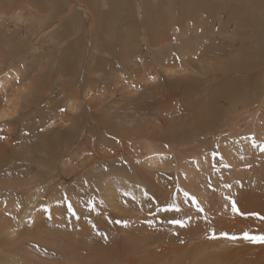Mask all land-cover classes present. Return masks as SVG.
Returning a JSON list of instances; mask_svg holds the SVG:
<instances>
[{
	"label": "rangeland",
	"instance_id": "1",
	"mask_svg": "<svg viewBox=\"0 0 264 264\" xmlns=\"http://www.w3.org/2000/svg\"><path fill=\"white\" fill-rule=\"evenodd\" d=\"M52 1L50 2V0L48 1L47 0H0V6L2 5L1 8H3L0 12L6 15V18H5V16L1 15L0 13V18L4 20V21L0 20V23L2 21H3L2 23H5L3 26H0V47H1L0 48V56H1L0 62L2 61L3 63V69L2 68L1 69L5 71V72L3 71L2 73L3 75L2 74L0 75V78H1L0 86L4 85V87H6V88L2 86L0 87L1 89L3 88L2 90L0 89L1 93L4 90V92L0 94L1 95L0 96V105H1L0 111L3 110V113L0 112V139H6V137L8 138L10 137L14 140V144L11 145V146L13 145L14 146L13 148L10 147L12 148L11 150L9 148L10 150L9 153L8 151L7 152L0 151V178H5L3 180L2 179L0 180V187H5L7 183H9L7 182V179L5 176V173L6 174L7 172L8 174L10 173V171L8 170H11V169L17 170L16 174L19 175L20 173H22V169H26L27 164L31 161L29 159L31 157L34 160H36L37 164L39 163L38 165H36L37 167H36L35 172L37 173L38 171V175L45 179L49 178L50 176L49 169H51L54 165V162L59 159L58 160V162H60L58 165L59 174L62 173V175L67 177L68 182L66 180L65 181L66 183L65 182L61 183V185H60L61 181L58 182V185L56 184L55 188H53L48 193V196L44 201H46L47 199H51L53 197V194L55 198L58 195V193L64 194L65 196H70L69 194H71V197L74 196L73 200L75 201V204L71 206V208H72V211L75 212L73 215L74 217L76 216V219H69L68 216L70 214L68 213V211H65L64 207L60 209L56 207H51V209L53 208L51 213L54 212L55 214L52 213L53 214L52 215L50 213L52 215L50 219L52 218L56 219L54 226L58 224L57 225L59 227L58 230L62 234L63 232L64 234L65 233L74 234L72 232L76 231V236L80 239V241L82 243L87 242L84 245H87V246L95 245V247L100 252H103L104 250V253L106 255L105 260L106 261L110 260V262H107V264H111V263L112 264H162V263L163 264H177L176 262H178L179 260V259L177 260V258L178 256H181V255H178V253L181 254V252L183 251V248H184V251H187L188 250L187 245L189 246L190 242L193 243V244L190 243L191 244L190 247H193L195 242L197 243L198 239L194 235L200 234L198 233L199 231L197 230L199 226L203 225L205 227V225H207L208 227H210L211 224H210L209 219H211V221H214L213 218L215 217L217 219V216L215 217L213 216L214 209L212 208L210 197H208L209 195L207 193H209L211 189V186H210L212 182L211 178L213 177L212 172L213 171L215 172L216 169L219 167L222 169L228 166L226 162H224L225 157L221 156L220 153L222 154L224 152L226 155L227 153L229 155V151L234 150V148L232 149V147L234 146L236 147L240 145V142L242 141L241 139H244L246 135H249L250 128L256 126L258 129L255 132L258 133L259 132L258 130L261 129L260 127L261 123H263L264 125V79H262L264 77V74H263L264 73V70H263L264 69V0H148V1L147 0H136V1L135 0H112V1L109 0L111 2V5L109 4V1H105V0H86V2L85 0H83L84 2H82V0L80 1L79 0H52ZM87 1H89V3ZM48 2L52 3L53 5L49 4L48 6ZM107 4H109V6ZM135 8L137 9V11L135 10ZM83 9L87 12L90 10L93 12L99 11V13H102V14L104 13L107 15L110 13L118 14L119 16H123L124 20L130 19L131 14H132L133 19H131L130 22L133 25H135L136 28H137V21H135L136 19L134 17L137 16V13L138 12L148 13L149 12L148 13L149 15L153 14L154 16V18L153 16H151L152 17L151 19V17L147 15V17L150 18V20L153 22V29H152L151 35L154 34L153 33L154 31H160L161 28L163 30L167 29L166 31H168L169 30L168 28L173 27V25L175 24L180 25V27L176 25L174 29L175 30L177 28L181 29L180 31H183V33L185 34L187 33V35L184 34L186 37H182V38L180 36H177L176 40L179 39V41L177 40V42L176 40H174V42L173 40H171L172 42L170 41V43L172 45L174 44L171 47V49L166 48L165 50H160L158 49V45L156 47L153 46V48H151L147 45V44H150L149 41L147 42L146 47L148 48V51L150 52V54H154L155 58L157 60H160L161 62H163V58L158 56L160 55L159 54L160 51H163L161 54L165 59L167 57L171 58L172 53H176L178 56H180L178 58V61H181L180 63H178L179 66L182 63V61L184 62L185 59L186 60L188 59L187 60L188 62L185 61L186 63L185 62L182 63L184 65L179 67L180 69H182L181 73L179 74L177 73L173 74L170 72L169 74H167L166 72L162 71L159 68V72L160 74H162V77H163V80L162 82H160V84L162 85L165 84L164 87L162 86L156 87L154 84L155 88H151V89L149 88L150 92L148 90H145V91H142L140 95L138 94L137 96L138 99L135 98L134 102L130 104L131 106L129 105L131 107L130 108L131 113L127 112L129 110L128 104L124 101H121L118 104V106L121 108V111L119 108L117 112L113 111L112 112L113 114L111 116H107V113L103 114L102 112L101 113L102 115H104V117L100 114H97L95 117L89 115L87 112L88 110L87 108H90L89 107L90 105H92L95 108V106H98L97 104H99L98 102L100 101V99H102V101L106 100L107 103L108 101H110L111 98H108V97H111V95H109L110 93H112L110 88L113 87L115 84L114 83L115 82L114 80L116 78L115 75L117 76L121 73H119L118 71H117L118 73L112 72V74L110 75L107 73V76L109 79L108 81H106L104 79L106 78V75L105 74L102 75L101 70L99 71L96 70L97 77L99 78L100 76V79L93 76V79L91 80L95 79V83H93L92 81H88V79H86V77L88 76L87 74L91 75L89 73L90 72L89 68L91 67L95 69L96 63H93V61L96 59H99V56L97 55V57L93 58L92 60L90 58L92 53L88 55L89 54L88 52L92 50L91 47L94 46L93 44H92L93 46L91 45V42L94 41L95 35H93L92 33V28L89 24V21H86V19L83 17L84 12H85ZM162 9H164V11ZM151 10L153 11V13L151 12ZM16 11H18L20 14L17 13ZM118 11L122 14H120ZM156 14L159 17H157ZM19 15H20V18L22 19L24 18V21L19 18ZM15 16H17L18 18ZM20 20L23 23H21ZM16 21L17 22L19 21L20 24L17 23ZM11 22H14V23H11ZM24 22L27 24L25 25ZM16 24L19 28L16 26ZM116 24L119 30L120 23H116ZM114 25L115 23L112 21V25L110 24V26H108V31L106 32V34L107 35L109 34L108 35L109 37H111L112 33L114 32V30H110V28L112 29L113 27L116 26ZM54 27L56 28L54 29ZM104 28H107V25L104 26ZM104 28H101L102 31H104ZM42 29L43 31H41ZM78 30H80L79 33H77ZM180 31L177 33L180 34ZM121 32L118 31L115 34L113 33V36L114 37L116 36V39L115 40L113 39L114 42H112V44H113V47H117L116 49L118 50V52L120 51L118 49V44L119 45L122 44L121 42L122 39H120V37L125 33V29L122 32V34ZM139 32L140 31L137 30L138 37L143 38L142 35L140 36ZM119 33H120V36H118ZM162 33L163 32H161V34ZM101 34H103V32H101ZM6 36H9V38H7ZM108 40L110 41L111 39H108ZM103 41H104V38L101 39L100 42H103ZM119 41L120 43H118ZM41 48L43 51L41 50ZM93 48L95 50L97 49V47L95 46ZM130 50L131 48L129 47V53L131 52ZM111 51H112V48H111ZM170 51L172 52L170 53ZM72 52L74 54H72ZM182 53L184 54V56L182 55ZM75 55L76 56L81 55L80 57L83 59L82 65H83L84 72L82 71V74H80L78 78L73 76L74 70L76 68L72 70L73 72H70V69H69V67H71L72 69L73 67L72 63H75L73 62ZM113 55L115 56V52H113ZM145 55H147V53H145ZM145 55L144 57L146 58ZM141 56L137 55L136 57H133V59L131 60L136 61V59L140 58ZM152 57L150 56L148 57V59L150 58L149 59L150 62L152 61ZM105 58H107L108 60L106 62L102 61L104 62L102 64H108V66L111 65L113 67L117 66V60L113 59L112 57H108L106 55H105ZM19 60H21L22 62H20ZM87 61L88 63L91 62V65L88 64ZM39 62H41L42 64L45 62L44 64L46 65H45L44 70L42 68L43 65L39 66L40 65ZM35 63L36 65L38 63V65L36 67H33L32 65ZM9 64L10 65L14 64L13 68L9 67L10 66ZM30 64H31L30 71L29 70H28L29 72L26 71L28 73L27 75L29 76L27 78H26L27 76L26 74H25L26 76H20L22 75L21 73L23 72L25 73L24 70L23 72H21V70L23 68H26V66L28 67ZM185 64L187 65V67ZM15 66L17 70H15L14 68ZM166 66L165 68H167ZM17 67L19 68L22 67V68L19 71ZM101 67L102 65L100 62L99 68L101 69ZM179 68L177 67V70H179ZM60 69H62V72H63L62 76L60 75V71H61ZM13 70H15V72L19 76H16L17 74L14 75L15 72ZM69 72L71 73V77H72L69 87L66 85H63V88H65L63 89L57 86L58 84H55L56 81H59L62 79L63 80L69 79L70 76L67 75ZM84 73L85 75H83ZM7 74L9 76H7ZM38 74H39V77H36L38 76ZM3 76L5 77V79ZM16 77L17 78L20 77L21 82L24 80L23 84H18L19 78L17 79ZM164 77H168L170 81L166 78L164 79ZM2 79H4V84H3ZM10 79H13L14 81L16 80L14 82L16 85H14V83H12L13 81H11ZM41 79L45 81V83H49L50 87H47L48 89L47 88L45 89V92H46L45 97L42 96V94H40L37 99H33L34 96H32L31 94L33 93L32 91L34 88L33 86L30 85V82L41 80ZM85 80H87V83H85ZM165 80L170 83L167 84ZM224 80H225V84L227 86L229 85L228 87H226L225 85L221 86L222 83L220 82L221 81L224 82ZM8 81L9 82L11 81V82L9 83ZM28 83L33 89L29 87ZM12 84L17 88L16 91L14 90L15 87L11 86ZM20 85H22L21 88L24 85H26V88H30V89H28V91L24 89L23 91L26 92L24 93L20 89ZM7 86L10 89L7 88ZM92 86L95 89V91L91 90ZM165 86H167V88ZM177 86H179L178 90H177L178 88ZM117 87H118L117 89L123 91L121 87L124 88V85L119 84L117 85ZM161 87L164 88L165 90L166 89L168 90L170 88L169 90L173 91L172 96L173 98L174 97L176 98V101L172 102L173 103L172 105L178 107L180 104V107L178 108L183 110L181 114L182 117H179L180 120L177 119V121L178 120L182 121L184 125L183 135L186 136L185 133L187 132L189 133L192 128H195L194 126L187 125L186 118L185 120H183L184 115H187L188 112L192 113L193 119H194V116L196 119V118H200L201 116H204L205 114L208 115L210 113L212 117H209L208 121L212 120L215 123L216 132L214 131L215 133L213 132L211 133L210 131L209 133L210 135H207L205 132L203 133V131H200L197 133V135L202 136V137H200L198 140L192 141L191 143L176 144L175 142L174 143L160 142L162 138L159 141L157 139L150 138L148 136L150 132L149 131L147 133L148 137L146 139V141L148 142V145L147 143H145V144H142V146L149 147V143H150L151 144L150 148L154 146L156 148V152L154 153L144 152L143 156L146 159V161L147 162L149 161V162L148 163L144 162V164H147L145 168L143 167V165L139 166V173L141 174L143 173L142 175H144L146 178L144 180L140 178L143 181L139 182V181L134 180L136 177L133 178L130 176H124L125 173L130 174L132 172L130 164L129 163L126 164L124 157L122 156H118L115 158L111 157L112 159L111 160L109 157H106V155L108 154L111 155L112 151L114 153V151L116 150H118L116 151V153H119V150L121 147H120V142H119L120 139H118L117 137L120 136V134H122L121 136L122 140L120 141H122L121 143L123 142L125 143V141L127 140V139L123 140L126 138V137H123L126 132L125 127H128L127 125H129L130 123H132L130 125L131 130H133L132 128L140 129L142 127L143 128L145 127L146 129H148L149 124H150L149 119L155 118L157 113H160L161 111V106L158 103V95H157L158 92H160ZM173 87L176 89L175 90L176 93ZM157 88H160V89L156 90ZM19 89H20V92H18ZM223 89H226V91L228 92H230L231 89H233V91L231 92L234 94L231 93L232 98L228 103L229 105H227V103H223L221 100H218V103L214 105L213 104L214 101L211 103L210 98L208 96L206 97V95L210 93L212 96H214L213 93H215L218 96V93H221L219 91H222ZM155 90L156 92L158 91L157 94ZM74 91L79 93V97H80L79 100H81L80 101L81 108L77 109L76 113H74L75 115L74 119L70 117L66 119L67 121L65 120L66 121L65 123H67L66 125L63 123V121H61L62 117H64V113H63L64 111H58V109L59 107H62L63 109V105L64 106L66 105L67 98H66V101H64L65 103L62 102L64 94L68 95L70 92H74ZM121 91L117 92V95H119L120 97L121 96L123 97V94H122L123 92L121 93ZM177 91L181 97L183 95L184 98L185 96L186 98L181 100L182 98L178 96ZM173 93L175 94V96ZM148 95L150 96V98L148 97ZM116 97L118 98V96ZM178 98H181V99L178 100ZM235 98L237 101L235 100ZM205 99L207 100L206 102L207 106L206 107L202 106L203 108L200 106L198 109L200 111V112L198 111V115H195L196 112L194 114V111L191 112L192 110H195L192 107L193 101H194V104L195 103L200 104L201 100L203 101ZM184 104L186 105L185 106L186 108L188 106L192 110H190L189 108H187V111L186 109H183L184 107H181V106L182 105L184 106ZM211 106L217 107V108L216 107L213 108V109H216L215 111L216 114L210 111L212 109ZM168 107L169 109L172 108L169 103L168 104L165 103L163 111L167 110ZM218 108H219V111H218ZM237 109H239V111ZM51 111L53 112L51 113ZM136 112H138L137 114L139 116L141 115L142 117H144L143 118L144 121L142 123H140L141 118H138V117L137 119L132 118L131 114H134ZM126 114L128 116L130 115L129 116L130 118H128ZM79 115L80 116L82 115V116L80 117ZM123 115L126 118L125 123L118 124L119 122H117L116 120H118L119 117L123 118ZM104 118L106 120L108 118L107 122H105L106 120H104ZM78 119H80V123L77 121ZM100 123H108V125L106 124L107 126L105 125L104 129L105 128L109 129L107 132L109 135L105 131H103L102 128H100V125H101ZM206 123L207 121L204 122V124ZM63 124L66 126H64ZM113 124L114 125L117 124L116 125L117 128L116 126L112 127L114 130L108 127ZM74 126H77V128L76 129L74 128L73 130ZM83 129L85 130L86 135H85V132L82 131ZM117 129L119 130L117 131ZM198 130H201V129L198 128ZM112 131L114 132V134L112 133ZM80 133L81 135H79ZM116 134H118V136H116ZM260 136L264 137L262 134H260ZM86 137H89V138L86 141L87 142L86 145L82 149V153L85 152V150L88 153L78 154L77 156L78 158H77L74 155L75 153L77 154L78 152H81V149H79L80 142H82L81 139H85ZM209 137L211 139H209ZM78 138H80V141H77L79 140ZM149 139L150 141H148ZM234 139H236L237 141ZM201 140H203L204 143L206 142V145H209V147L203 146V142ZM209 140H211V142ZM73 142H76L77 144L79 143L78 147L74 146L75 148L74 147L72 148ZM92 143H94V145H92ZM49 145H52V146H49ZM56 145L59 147H57ZM47 146H49L51 149L47 150L46 148ZM99 146L104 148V150L101 149V147ZM194 146L196 147V149H198L199 146L200 147L198 150L196 149L193 150ZM219 146H220V149H219ZM63 147L67 148L66 152H65V149L63 151L62 149ZM93 147L95 148L93 149ZM106 147L108 148L106 149ZM109 147H112V148L114 147V148L113 150L110 148V151L108 153L105 152V150L106 151L109 150ZM206 147H208L207 150L209 149L208 151L210 152L213 149L221 150L222 148L221 150L222 152L217 151L218 158L217 159L214 158V161H212L213 160L212 158L211 161H208V163H206L207 160L210 158L208 157L207 159L206 158L207 156L203 155V153L201 152V149L205 150ZM191 148H193L192 149L193 151L191 150ZM227 148L229 149L228 152H227L228 150ZM53 149L54 151H52ZM75 151H78V152H75ZM49 152L51 153L49 154ZM89 152L90 153L92 152L93 157L95 158V162L93 165L90 166L91 168L89 167L88 169L84 170L83 166L78 167V164L83 163V162L81 163L79 160L83 159V157L92 156L91 154H89ZM138 153L140 154L141 152L138 151ZM189 153H192V155ZM10 155L12 156L16 155L17 158L21 157V160L17 161V165L11 166L9 165V163L7 164L3 163L6 156H10ZM67 155L72 156L71 161H67L68 160ZM167 156L169 157V159ZM200 156L202 157L201 158L203 160L202 162L205 161L204 165H206V169H205V166L202 167L201 165H199L200 163L199 160H197L198 162H196V157H198L197 159H200L199 158ZM89 157H87V159ZM1 158L3 159V161L1 160ZM97 158L99 160H97ZM205 158L207 160H205ZM221 158H224V159H221ZM142 161L144 160L142 159ZM151 161H154L153 163L155 165L149 164ZM140 162H141V159L139 158V161L136 160L133 162V164L138 165L140 164ZM202 162L201 164H203ZM75 163H78V164L74 166ZM166 163L168 164L166 165ZM219 163H221V165H219ZM207 164H210V166H212L211 164H214L211 167L214 170L213 169L210 170V166H209V169H207L208 167ZM215 165H217L216 169L214 167ZM151 167H152V170L150 171ZM159 170L162 172H159ZM206 170H208L209 172L208 171L206 172ZM75 171H77V173H79L78 171L84 173L82 175H84L86 179L93 178L94 179L93 181L96 182V184H91L88 180L82 181L79 177L77 179L76 178L77 173ZM190 172H194L195 174L194 173L190 174ZM117 174L120 177L117 176ZM184 174H186V176ZM19 176H23V174ZM204 176H206L205 178L207 179H205ZM71 177L73 178L70 179ZM116 177L118 179L121 178L122 185H116V183L114 182V180L116 181ZM109 178H111L114 183H111L112 180L110 179L111 180L110 181ZM105 179L109 181L112 185V187L109 188V190L106 188V184H104ZM180 179L183 180V184H182V180ZM201 179H203V181H201ZM2 181L4 182V184H6L5 186L3 183H1ZM81 183H84V185ZM197 185L200 186V188ZM124 186H127L125 187V189L127 188L126 190L124 189ZM104 188L106 189L104 190ZM134 188L138 190H135ZM198 188L202 191V193L201 191L199 192ZM202 189H204V191ZM57 190H58V193H57ZM132 190H135V191H132ZM140 191L143 192L144 197L142 194H140L141 193ZM132 192H135V193H132ZM185 193H188L187 196L184 195ZM190 193H194V194H190ZM135 194H137L138 197H136ZM138 194L142 196H139ZM125 195H129L127 199L125 198L126 200L123 198V196ZM76 196L79 197V199ZM75 197L77 198V201ZM95 197L98 199H96ZM129 197L131 199H129ZM139 197L140 199L142 198L141 201H139L140 200ZM112 198L114 199L113 202H112ZM132 198L133 199L135 198L136 200H132ZM192 198H194L195 204H193ZM109 199H111V202ZM82 200H83V203H82ZM96 200H97V203H96ZM47 204H50V203H47ZM76 204H78V206ZM91 204H92V207H91ZM83 206L87 208L84 209ZM109 207L111 210L109 209ZM197 207H199L200 209H203L204 213H202L203 211L198 212ZM89 208L91 210L92 209H95L96 211L98 210L101 213L102 211L103 213L113 212L112 214H114L115 216L112 218H110L109 216L108 217L100 216L99 219H97L95 217L97 216V214L94 213L95 210L94 211L92 210L90 212ZM177 208L179 209V211L176 210ZM126 209H128L130 212ZM76 210H79V211H76ZM182 212H184V214H182ZM193 212H196V213H193ZM56 214H58L59 216H54ZM77 216L81 218V222H79L80 224L78 222H77L78 224H75L76 222L75 220L79 218V217L77 218ZM66 217L68 218L66 219ZM88 217L90 219H87ZM58 219L59 220L61 219L60 221L63 222V223L62 222L60 223L61 225L62 224H65V225L60 227V224L56 223ZM173 219L183 221L184 227H180L178 225L170 223L169 221ZM78 220L80 221V219ZM201 220H202V224L200 223ZM204 220L208 221L209 225L207 224L208 222L203 223ZM117 221H120V222L122 221V222L117 223ZM194 222L198 223V224H194V226H196L194 227V230L196 229L195 231H198V232H195L193 230L192 223ZM74 224L76 227L74 226ZM203 226L202 227L200 226V227L204 229ZM63 227L64 228L66 227V228L64 229ZM68 227H70L69 229L71 230L67 229ZM190 228L192 229L193 232L191 231ZM95 229H99V237L96 234ZM209 230H211L210 234L212 236V232L216 233L217 228L213 231L211 227V229L209 228ZM192 234H193L192 237L197 239L195 240L194 238H192L193 240H195V242L189 240L190 242L188 243L187 242L188 239L187 240L185 239L186 241H183L186 244L181 242L182 238H183L182 240L186 238L185 235L189 236ZM205 235H203V238ZM208 236H205L206 243L204 242V245H203L204 247H205V244L207 245L208 242L211 241V240L209 241L207 240V239H211V236L207 238ZM127 237L130 238L129 239L130 242ZM170 238L172 239L174 238L173 239L174 241L171 240ZM189 238L191 239V237ZM92 242H95V244L94 243L92 244ZM178 242H181L185 246H182V244L179 243L178 245L181 244L183 248L180 247L179 249L181 250L176 251L177 253L174 254L175 253L174 250L178 249L179 247L177 245ZM209 247H210V243H209ZM96 248H89V249H96ZM112 248L113 250H111ZM114 249L116 250L115 253H114ZM169 250H171V252H169ZM47 251L49 253H52L50 254V256H52L51 257L52 259L50 260V258L47 257L46 259H44L45 260L44 263H47V264L55 263L56 264L57 262V264H67V262H65L63 258L60 255H58L56 252L52 250L50 251L48 249ZM210 251H214V250L207 251V249L205 250L203 248L204 253L205 252L208 253ZM161 253H163V255H161ZM126 256L127 258H125ZM190 256L192 257H189V261L190 259L194 258V255L190 254ZM208 256H207V259H208ZM192 261L193 263H195V258ZM192 261L190 264H192Z\"/></svg>",
	"mask_w": 264,
	"mask_h": 264
},
{
	"label": "bare ground",
	"instance_id": "2",
	"mask_svg": "<svg viewBox=\"0 0 264 264\" xmlns=\"http://www.w3.org/2000/svg\"><path fill=\"white\" fill-rule=\"evenodd\" d=\"M48 1V0H47ZM52 0H50L51 2ZM80 1V0H79ZM105 1H109V0H105ZM112 1V0H110ZM109 1V4L111 5V2ZM136 1V0H135ZM148 1V0H147ZM53 2V1H52ZM82 2H84L82 0ZM86 2V0H85ZM89 3V1H87ZM139 2V1H138ZM25 3V2H24ZM55 3V2H54ZM106 3V2H105ZM140 3V2H139ZM148 3V2H147ZM146 3V4H147ZM157 3V2H156ZM49 4L51 5L52 3H49L48 2V6ZM86 4V3H85ZM109 4H107L109 6ZM30 5V4H29ZM53 5V4H52ZM79 5V4H78ZM118 5V4H116ZM133 5V4H132ZM2 6V5H1ZM0 6V8H1ZM83 6V5H82ZM156 6V5H155ZM84 7V6H83ZM117 7V6H116ZM136 7V6H135ZM14 8V7H13ZM3 8L0 9V11L2 10ZM90 9V8H89ZM110 9V8H109ZM108 9V10H109ZM116 9V8H115ZM114 9V10H115ZM172 9V8H171ZM5 10V8H4ZM22 10V9H21ZM84 10V9H83ZM95 10V9H94ZM107 10V11H108ZM135 10L137 11V9L135 8ZM156 10V9H155ZM164 11V9H162ZM174 10V9H173ZM8 11V10H7ZM10 11V10H9ZM14 11V10H13ZM85 11V10H84ZM106 11V10H105ZM120 11V10H119ZM118 11V12H119ZM123 11V10H122ZM126 11V10H125ZM148 11V9H147ZM157 11V10H156ZM161 11V10H160ZM159 11V12H160ZM17 13H19L18 11H16ZM51 12V11H50ZM146 12V11H145ZM151 12L153 13V11L151 10ZM150 12V13H151ZM170 12V11H169ZM1 13V12H0ZM14 13V12H13ZM30 13V12H29ZM71 13V12H70ZM120 13V12H119ZM149 13V12H148ZM148 13H137V16L134 17L137 21V28L135 27V25H133L130 20L133 19L132 17V14H131V17L130 19H126L124 20V17L123 16H119L118 14H102V13H99L98 12H93V11H85L84 12V15L83 17L86 19V21H89V24L92 28V33L93 35H95V39L93 42H91V45L93 44L95 47H97V49L95 50L93 47L92 50H90V52H88L90 55L92 53V55L90 56V58L93 60V58L97 57V55L99 56V59H96L93 61V63H96V66H95V69L94 68H89V74H87L88 76L86 77V79H88V81H92L93 83H95V79L94 80H91L93 79V76H95L96 78L97 77V74H96V70L99 71L101 70V74H105L106 75V78H104L106 81H108V76H107V73L110 75L112 74V72H116V73H121L119 75H115V84L113 87H109L110 90L112 91V93H110L109 95H111V97H108V98H111L110 101H108V103L106 102V100L102 101V99H100V101L98 102L99 104H97L98 106H95V108L90 105L89 107L90 108H87V112L89 115L95 117L97 114H100L102 115L103 114H106L107 113V116H111L114 112H117V110H119V102L121 101H124L128 104V106L134 102L135 98H137L138 94L140 95V93H142V91H145V90H148L149 91V88H155L154 87V84L156 87H164V85L160 84V82H162L163 80V77H162V74H160L159 72V68L166 72L167 74L170 73H181L182 69H180L179 67L180 66H183L185 61H187L186 59L184 60V62L182 61V63L180 64V66L178 65V63H180L181 61H178V58L180 56H178L176 53H172L171 54V58L170 57H167L166 59L162 56V52L163 51H160V55H158L159 57H162L163 58V62H161L160 60H157L155 58V55L154 54H150V52L148 51V48L146 47V44L147 42L149 41L150 44H147L149 47L153 48V46H157L158 45V49L160 50H165L166 48L167 49H171V47L174 45H172L170 43L171 40H176L177 36H180L181 38L182 37H186L185 35H187V33H183V31H180L181 29H174L176 27L177 24L173 25V27H170L168 28L169 30L166 31L167 29H160V31H154L152 33V29H153V22L150 20V18L147 17V15H149ZM164 13V12H163ZM172 13V12H171ZM20 14V13H19ZM22 14V13H21ZM24 14V13H23ZM122 14V13H120ZM126 14V13H124ZM1 15L5 16L6 18V15L1 13ZM17 15V14H16ZM155 15V13H154ZM157 15V14H156ZM171 15V14H170ZM33 16V15H32ZM153 16V14L149 15V17ZM17 17V16H15ZM36 17V16H35ZM123 17V18H122ZM157 17H159L157 15ZM9 18V17H8ZM18 18V17H17ZM19 18H20V15H19ZM32 18V17H31ZM34 18V17H33ZM40 18V17H39ZM48 18V17H47ZM70 18V17H68ZM83 18V19H84ZM154 18V16H153ZM22 19V18H20ZM41 19V18H40ZM152 19V17H151ZM0 20H3L0 18ZM9 20V19H8ZM19 20V19H18ZM24 21V18L22 19ZM47 20V19H46ZM49 20V19H48ZM60 20V19H59ZM75 20V19H74ZM157 20V19H156ZM4 21V20H3ZM2 21V22H3ZM12 21V19H11ZM21 21V20H20ZM34 21V20H33ZM65 21V20H64ZM112 21L115 23V27H113L112 29L110 28V30H114V34L118 31H124L125 29V33L122 35L124 37H120V39H122V44L119 45L118 44V49L120 50L118 52V50L116 49L117 47H113V44L112 42L113 39L115 40L116 39V36L114 37L113 36V33H112V36L109 37L106 32L108 31V26H110V24L112 25ZM179 21V20H177ZM1 22V23H2ZM17 22V21H16ZM37 22V21H36ZM168 22V21H167ZM0 23V26H3L5 23H2L1 25ZM7 23V21H6ZM11 23H14V22H11ZM19 23V21L17 22ZM21 23H23L21 21ZM25 23V22H24ZM116 23H120L119 24V30L117 28V24ZM179 23V22H178ZM183 23V22H182ZM20 24V23H19ZM27 23H25L26 25ZM65 24V23H64ZM77 24V23H76ZM53 25V24H52ZM107 25V28H104V26ZM15 26V25H14ZM17 26V24H16ZM15 26V27H16ZM20 26V25H19ZM31 26V25H30ZM178 27H180V25H177ZM5 27V26H4ZM18 27V26H17ZM2 28V27H1ZM10 28V27H9ZM19 28V27H18ZM25 28V27H24ZM53 28V26H52ZM56 27H54L55 29ZM90 28V29H91ZM101 28H104V31H102ZM193 28V27H192ZM191 28V29H192ZM22 29V28H21ZM89 29V28H88ZM100 29V30H99ZM58 30V29H57ZM137 30H139L140 32V36L142 35L143 38H139L138 35H137ZM183 30V29H182ZM43 31V29L41 30ZM80 30H78L77 33H79ZM103 32V34H101V32ZM180 31V34H178L177 32ZM189 31V29H188ZM21 32V31H20ZM86 32V31H85ZM121 32V34H122ZM161 32H163L161 34ZM187 32V31H186ZM54 33V31H53ZM138 33V34H139ZM178 34V35H176ZM185 34V35H184ZM10 35V34H9ZM37 35V34H36ZM35 35V36H36ZM44 35V34H43ZM103 35V36H102ZM111 35V34H110ZM118 35V34H117ZM3 36V35H2ZM120 36V33L119 35ZM7 38H9V36H6ZM44 37V36H42ZM51 37V36H50ZM72 37V36H71ZM5 38V37H4ZM37 38V37H36ZM66 38V37H64ZM104 38V41L103 42H100L101 39ZM240 38V37H239ZM108 39H111L110 41ZM159 39V40H158ZM73 40V39H72ZM179 41V39H177ZM176 40V42H177ZM248 40V39H247ZM77 41V40H76ZM120 41L118 43H120ZM78 42V41H77ZM85 42V41H84ZM172 42V41H171ZM175 42V43H176ZM154 43V44H153ZM70 44V43H69ZM85 44V43H84ZM87 44V43H86ZM58 45V43H57ZM76 45V44H75ZM90 45V44H89ZM73 46V44H72ZM112 48V51H111V48ZM129 47L131 48V52L129 53ZM177 47V46H176ZM185 47V46H184ZM1 48V47H0ZM6 48V47H5ZM69 48V47H68ZM76 48V47H75ZM150 48V49H151ZM42 50V48H41ZM43 51V50H42ZM78 51V50H77ZM183 51V50H182ZM239 51V50H238ZM21 52V51H20ZM113 52H115V56L113 55ZM172 51H170L171 53ZM99 53V54H97ZM145 53H147V55H145ZM184 53V52H183ZM182 53V55L184 56V54ZM244 53V52H243ZM72 54H74L72 52ZM133 54V55H131ZM203 54V53H202ZM201 54V55H202ZM78 55V54H77ZM105 55L108 56V57H112L113 59L117 60V66L113 67L111 65L108 66V64H102L104 62L102 61H107L108 59L105 58ZM135 55V56H134ZM137 55L141 56L140 58H137L136 61H132L131 59H133V57H136ZM144 55L146 56V58L144 57ZM81 55L79 56H76L75 55V58H74V61L75 63H72L73 67L71 69V67H69L70 69V72H73L72 70H74V75L75 77H79L80 74H82V71H83V65H82V62H83V59L80 57ZM152 57V61L150 62V58L148 59V57ZM178 56V57H177ZM239 56V55H237ZM252 56V55H251ZM1 57V56H0ZM89 58V56H88ZM154 58V59H153ZM169 58V59H168ZM187 58V57H186ZM3 59V58H2ZM69 59V58H68ZM168 59V60H167ZM182 59V57H181ZM180 59V60H181ZM45 60V59H44ZM73 60V59H72ZM149 60V61H148ZM248 60V59H247ZM20 62H22L21 60H19ZM90 61V60H89ZM112 61V60H111ZM69 62V61H68ZM101 62V69L99 68V64ZM113 62V61H112ZM115 62V61H114ZM188 62V61H187ZM40 65H43L42 68L44 70L45 68V65L46 64H42L41 62H39ZM88 63V61H87ZM151 63V64H150ZM153 63V64H152ZM186 63V62H185ZM255 63V62H254ZM6 64V63H5ZM4 64V65H5ZM68 64V63H67ZM88 64L91 65V62H89ZM111 64V63H110ZM113 64V63H112ZM115 64V63H114ZM10 65V64H9ZM38 65V63H37ZM36 63L33 64L32 66L33 67H36L37 66ZM52 65V64H51ZM75 65V67H74ZM167 65V66H166ZM186 65V64H185ZM246 65V64H245ZM249 65V64H248ZM254 65V64H253ZM8 66V64H7ZM6 66V67H7ZM14 64H11L9 67H12L13 68ZM19 66V65H18ZM61 66V65H60ZM165 66L167 68H165ZM62 67V66H61ZM177 67L179 68V70H177ZM187 67V65H186ZM185 67V68H186ZM3 69V63L2 61L0 62V75L3 73L4 70ZM15 70L16 69V66L14 67ZM19 69V71L21 70L22 67H17ZM183 68V67H181ZM31 69V64L26 68H23L21 70V72H23V70L25 71V73H21L22 75L20 76H26L28 73L26 71H30ZM167 69V70H166ZM187 69V68H186ZM15 70H13L15 72ZM60 75L62 76L63 72H62V69H60ZM264 70V69H263ZM11 71V72H13ZM28 71V72H29ZM108 71V72H107ZM118 71V72H117ZM5 72V71H4ZM8 72V71H7ZM18 72V71H17ZM42 72V71H41ZM68 73L67 75L70 76L69 79H66V80H59V81H56L55 84H58L57 86L63 88V85H66L69 87V84L71 82V73ZM84 72V71H83ZM111 72V73H109ZM10 73V72H9ZM65 73V72H64ZM76 73V74H75ZM242 73V72H240ZM13 74V73H12ZM17 73L15 72L14 75H16ZM20 74V72H19ZM26 74V75H25ZM166 74V75H167ZM239 74V73H237ZM264 74V73H263ZM262 74V75H263ZM3 75V74H2ZM35 75V74H34ZM85 75V73L83 74ZM6 76V75H5ZM7 76H9L7 74ZM16 76H19L18 74ZM29 75L26 76V78L28 77ZM4 77V76H3ZM36 77H39V74L38 76ZM60 77V76H59ZM84 77V76H83ZM188 77V76H187ZM7 78V77H6ZM17 78V77H16ZM19 78V82L20 81V77ZM17 78V79H18ZM63 78V77H62ZM168 79V77H164V79ZM1 79V78H0ZM5 79V77H4ZM4 79L3 80V84H4ZM65 79V78H64ZM100 79V76L99 78ZM187 79V78H186ZM264 79V77L262 78ZM11 81H13L12 83H14L15 81L13 79H10ZM31 80V79H29ZM28 80V81H29ZM42 80V79H41ZM41 80H36V81H32L30 82V85L33 86V88L29 85V87L31 89H33V93L31 94L32 96H34L33 99H37L39 97L40 94H42V96H46V92H45V89L47 87H50L49 86V83H45V81H41ZM58 80V79H57ZM169 80V79H168ZM10 81V82H11ZM24 81V80H23ZM23 81L21 83H19L18 81V84H23ZM105 81V82H106ZM170 81V80H169ZM179 81V80H178ZM199 81V80H198ZM9 82V81H8ZM9 82V83H10ZM16 82V83H17ZM26 82V81H25ZM165 82L168 84L170 82L166 81ZM177 82V81H176ZM195 82V81H194ZM27 83V82H26ZM25 83V84H26ZM85 83H87V80H85ZM97 83V82H96ZM178 83V82H177ZM222 83L221 86L225 85L226 87H228L226 84H225V80L224 82H220ZM230 83V82H229ZM17 84V86H18ZM98 84V83H97ZM119 84H123L124 85V88L121 87L123 89V91L117 89V85ZM8 85V84H7ZM14 85H16L14 83ZM13 84L11 86H14ZM100 85V84H99ZM109 85V84H108ZM170 85V84H169ZM168 85V86H169ZM180 85V84H179ZM2 86V85H1ZM0 86V87H1ZM22 85H20V89L23 91L24 89L28 91V89L30 88H26V85H24L22 88H21ZM106 86V85H105ZM181 86V85H180ZM235 86V85H233ZM4 87V85L2 86ZM15 87V86H14ZM13 87V88H14ZM157 88L156 90L160 89V92H156V94L158 95V103L160 104L161 106V111L160 113H157L156 117L153 118V119H149L150 120V124H149V127L148 129H146L145 127L143 128H132L133 130L130 129V125L132 123H130L129 125H127L128 127H125L126 128V132L124 134L123 137H126L125 139L123 140H126L125 143H121L122 141V134H120V136H118V134H116V136H118L117 138L120 139L119 142H120V150H119V153H116V151H112L111 155H106V157H109L111 159L112 158H115V157H118V156H122L124 157V160L126 161V164H130V167H131V170L132 172L130 174H124V176H130V177H133L135 178L134 180L136 181H143L145 178L144 175H142L141 173H139V166H142L145 168L147 164H144V162H147L146 159L144 158V152L146 153H154L156 152V148L154 146H152L150 148V143H149V147L145 146L143 147L142 144H145L147 143L148 145V142L146 141L147 137L149 136L150 138H153V139H157L158 141L162 138V140H160V142H166V143H176V144H182V143H191L192 141H196L198 140L200 137L202 136H198L197 133L200 132V131H203V133L205 132L207 135H210V131L211 133H215V128H216V125L215 123L210 120L208 121V118L209 117H212L210 115V113L208 115H204V116H201L200 118H196L195 119V116H194V119H193V115L192 113L188 112L187 115H184V118L183 120H185L186 118V122H187V125L189 126H194L195 128H192L191 131L188 133H185V135H183V123L182 121H179V117H182V112L183 110L178 108L180 107V104L178 107L172 105L174 101H176V98L172 96V92L173 91H170L169 89L165 90L164 88ZM167 88V86H165ZM177 90L179 89V86H177ZM198 87V86H197ZM6 88V87H4ZM7 88H9L7 86ZM84 88V87H83ZM96 88V87H95ZM174 88V87H173ZM1 89V88H0ZM3 89V88H2ZM1 89V90H2ZM10 89V88H9ZM20 89L18 90V92H20ZM48 89V88H47ZM65 89V88H63ZM163 89V90H162ZM253 89V88H252ZM13 90V89H12ZM15 91L17 90V88L15 87L14 89ZM13 90V91H14ZM75 90V89H74ZM92 91H95V89L93 88L92 86ZM176 89L174 88V91ZM183 90V89H182ZM243 90V89H242ZM249 90V89H248ZM123 94V97L117 95V92H120ZM147 91V92H148ZM171 93H170V92ZM194 91V90H193ZM231 91H233V89H231ZM228 92L226 91V89H223L222 91H219L221 93H218V96L214 94V96L210 94L206 95V97L208 96L210 98V101L211 103L213 102L214 105H216L218 103V100H221L223 103H227V105H229V101L231 100L232 96H231V93L232 92ZM238 91V90H236ZM241 91V90H240ZM4 92V90L2 91V93ZM16 92V93H18ZM24 92V91H23ZM49 92V91H47ZM91 92V91H90ZM110 92V91H109ZM150 92V91H149ZM181 92V91H180ZM196 92V91H195ZM1 91H0V94H2ZM12 93V92H11ZM14 93V92H13ZM22 93V92H21ZM26 93V92H24ZM81 93V92H80ZM176 93V91H175ZM198 93V92H197ZM45 94V95H44ZM91 94V93H90ZM97 94V93H96ZM104 94V93H103ZM174 94V93H173ZM177 94H178V91H177ZM204 94V93H203ZM234 94V93H232ZM24 95V94H23ZM93 95V93H92ZM154 95V94H152ZM201 95V94H199ZM1 96V95H0ZM3 96V95H2ZM97 96V95H96ZM99 96V95H98ZM118 96V98L116 97ZM175 96V94H174ZM178 96H180L178 94ZM192 96V95H191ZM190 96V97H191ZM22 97V96H21ZM63 97V96H62ZM148 97L150 98V96L148 95ZM181 97V96H180ZM194 97V96H193ZM205 97V98H206ZM236 97V96H235ZM13 98V97H12ZM66 98H67V102H66V105L64 106L63 105V109L62 107H59L58 111H64V117H62V120L64 124L67 125V123H65L70 117H72L74 119L75 115L74 113H76V110L81 108L80 106V101L79 100V93L74 91V92H70L68 95L67 94H64V97H63V101H66ZM107 98V99H108ZM182 98V99H181ZM181 98H178L183 100L186 98H184V96L182 95ZM189 98V96H188ZM192 98V97H191ZM91 99V98H90ZM138 99V98H137ZM174 99V100H173ZM198 99V98H197ZM92 100V99H91ZM187 100V99H186ZM190 100V99H189ZM188 100V101H189ZM196 100V99H195ZM199 100V99H198ZM236 100V98H235ZM12 101V100H11ZM34 101V100H33ZM185 101V100H184ZM200 101V100H199ZM237 101V100H236ZM36 102V101H35ZM61 102V103H62ZM150 102V101H149ZM206 102L207 100H201V103L200 104H194V101L192 103V107L195 109V110H192L191 108H189L187 106V108H189L190 110H192L191 112L194 111V114L196 112L195 115H198V109L199 107L201 106H204L206 107ZM65 103V102H64ZM89 103V102H88ZM95 103V102H94ZM170 104L172 108L168 109L167 110H164L163 111V108H164V104ZM179 103V102H178ZM183 103V102H182ZM17 104V103H16ZM63 104V103H62ZM125 104V103H124ZM176 104V102H175ZM220 104V103H219ZM5 105V104H4ZM31 105V103H30ZM82 105V103H81ZM240 105V104H239ZM262 105V104H261ZM1 106V105H0ZM7 106V105H6ZM5 106V107H6ZM131 106V105H130ZM128 107V111L129 113H131V107ZM150 106V105H149ZM186 105L184 104V106L182 105L181 107H184L183 109H186L187 111V108L185 107ZM198 106V107H197ZM221 106V105H220ZM226 106V105H225ZM98 107V108H97ZM159 107V106H158ZM216 106L212 107L211 106V110L213 113H215L216 109H213L215 108ZM241 107V106H240ZM136 108V107H135ZM203 108V107H202ZM210 108V107H209ZM217 108V107H216ZM237 108V107H236ZM4 109V108H2ZM221 109V108H220ZM223 109V108H222ZM240 109V108H239ZM239 109H237L239 111ZM84 110V109H83ZM143 110V109H142ZM151 110V108H150ZM157 110V109H156ZM214 110V111H213ZM243 110V109H242ZM120 111H121V108H120ZM218 111H219V108H218ZM1 113H3V110L0 111ZM50 112V111H49ZM53 111H51L52 113ZM102 112V113H101ZM119 112V111H118ZM151 112V111H150ZM200 112V111H199ZM243 112V111H242ZM58 113V112H57ZM138 112L134 113V114H131L132 115V118H141L140 119V123H142L144 121V117H142L141 115L139 116L137 114ZM156 113V112H155ZM260 113V112H259ZM216 114V113H215ZM243 114V113H241ZM4 115V114H3ZM122 115V114H121ZM125 115V114H124ZM123 115V118L122 117H119L118 120H116L117 122H119L118 124H122V123H125V117ZM127 115V114H126ZM218 115V114H217ZM238 115V114H237ZM63 116V115H62ZM80 116V115H79ZM78 116V117H79ZM82 116V115H81ZM80 116V117H81ZM104 117V115H102ZM106 116V115H105ZM128 116V115H127ZM130 116V115H129ZM128 116V118H130ZM247 116V115H246ZM154 117V116H153ZM197 117V116H196ZM59 118V116H58ZM106 118V117H105ZM104 118V120H106ZM238 118V117H237ZM254 118V117H253ZM61 119V118H60ZM95 119V118H94ZM100 119V118H99ZM146 119V118H145ZM177 119H179V123L177 121ZM56 120V119H55ZM66 120V121H65ZM70 120V119H69ZM108 120V118H107ZM107 120L105 122H107ZM60 121V122H61ZM73 121V120H72ZM75 121V120H74ZM79 123H80V119L77 120ZM76 121V122H77ZM98 121V120H97ZM134 121V120H133ZM132 121V122H133ZM136 121V120H135ZM138 121V120H137ZM177 121V122H176ZM207 121L206 124H204V122ZM42 122V121H41ZM58 122V121H57ZM77 122V123H78ZM169 122V123H168ZM171 122V123H170ZM181 122V123H180ZM185 122V121H184ZM91 123V122H90ZM112 123V122H111ZM135 123V122H134ZM137 123V122H136ZM139 123V124H140ZM147 123V122H146ZM259 123V122H258ZM63 124V125H64ZM75 124V123H74ZM73 124V125H74ZM95 124V123H94ZM100 128H102L103 131H105L106 133L108 132V128H105V125L108 123H100ZM218 124V123H217ZM58 125V124H57ZM64 125V126H66ZM106 125V126H107ZM117 125V124H116ZM116 125H111V126H108L109 128H112L113 126H116ZM91 126V125H90ZM97 126V125H96ZM218 126V125H217ZM258 126V124H257ZM201 129V130H198V128ZM221 127V126H220ZM261 129H259L256 133L255 131L258 129L256 126L255 127H252L250 128V133L249 135H246V137L244 139H241L242 141L240 142V145L238 146H234L232 147V149L234 148V150H230L229 149L227 150V152L229 151V155L227 153V155L224 153L220 155L225 157L224 158H221V159H224L226 162V164L228 165L227 167H224V168H217V165H215V169L216 171L212 172L213 174V177L211 178L212 179V182H211V189L209 191V193H207L210 197V201H211V205H212V208L214 209V217L217 216V219L216 217L213 218L214 221H211V219H209L210 221V224L211 226L208 227L207 225H205V227L203 225H200L201 227L203 226V228H201L199 226H197V230L199 231H195L194 230V224H198L197 222H194L192 223L193 225V230L195 232H198L200 234H196L194 235L196 238L192 237V235H189V236H186V238H184V240H182L184 236H182L181 238V242L183 241H186L187 239V242L189 243L190 241H193L195 242V240H197V243L195 242L194 243V246L193 247H190V242L189 243V246L187 245V251H184V248L182 246H185L183 245L181 242H178L177 245L179 243L181 244L180 245H176L178 247V249L174 250L176 254L178 250H181L179 249L180 247L183 248V253L181 252L178 253V255H181V256H178L177 260L178 262H176L177 264H190L191 261L195 258V263H193L192 261V264H264V243H253V242H250V241H246L242 238L243 236V233L244 232H248L250 235H253V236H264V219H261V217H264V151H261L260 150V146L261 145H264V137H261L260 134H262L264 136V125L263 123H261L260 125ZM74 128L76 129L77 126H74L73 127V130ZM99 128V127H98ZM117 128V126H116ZM120 128V127H119ZM182 128V129H181ZM113 129V128H112ZM90 130V129H89ZM114 130V129H113ZM119 129H117L118 131ZM6 131V130H5ZM83 132H85V130L83 129L82 130ZM116 131V132H117ZM150 131V132H149ZM215 131V132H214ZM33 132V131H32ZM122 132V131H121ZM149 132L148 136H147V133ZM92 133V132H91ZM111 133V132H110ZM112 133L114 134V132L112 131ZM111 133V134H112ZM256 133V134H255ZM4 134V133H3ZM78 134V133H77ZM108 134V133H107ZM112 134V135H113ZM22 135V134H21ZM81 135V133L79 134ZM85 135H86V132H85ZM91 135V134H90ZM109 135V134H108ZM188 135V136H187ZM5 136V135H4ZM9 136V135H8ZM23 136V135H22ZM115 136V135H114ZM185 136V137H184ZM89 137H86L85 139H81L82 142H80V148L81 149V152H78V151H75V152H78L77 154L75 153L74 156H78V154H83V153H88L86 152H83L82 153V149L83 147L86 145V141ZM79 140L77 141H80V138H78ZM114 139V138H113ZM117 139V140H118ZM209 139H211L209 137ZM221 139V138H220ZM236 140V139H234ZM61 141V140H60ZM150 141V139L148 140ZM203 142V146H208L209 145H206V142L204 143L203 140H201ZM200 141V142H201ZM211 142V140H209ZM237 141V140H236ZM113 142V141H112ZM111 142V143H112ZM225 142V141H224ZM228 142V141H227ZM60 143V142H59ZM64 143V142H63ZM110 143V142H109ZM242 143V144H241ZM12 144H14V140L12 138H8L6 137V139H0V151L1 152H4V151H9L13 148V146H11ZM62 144V143H61ZM79 144V143H78ZM78 144L76 142H73L72 143V148L75 146V147H78ZM90 144V143H89ZM122 144V146H121ZM234 144V143H233ZM255 144V146H253ZM59 145V144H58ZM92 145H94V143H92ZM110 145V144H109ZM113 145V144H112ZM111 145V146H112ZM184 145V144H183ZM211 145V144H210ZM222 145V144H220ZM49 146H52V145H49ZM47 146V150H50L51 148ZM57 146V145H56ZM107 146V144H106ZM114 146V145H113ZM189 146V145H188ZM187 146V147H188ZM191 146V145H190ZM201 146V145H200ZM199 146V147H200ZM225 146V145H224ZM233 146V145H232ZM12 147V148H10ZM55 147V146H54ZM59 147V146H57ZM56 147V149H57ZM74 147V148H75ZM101 147V146H99ZM103 147V145H102ZM104 150V148H102ZM198 147V149H199ZM205 150H202L201 149V152L203 153V155L207 156L206 158L208 159V157L210 159H206L208 163V161H211V159L213 158L212 161H214V158H218V155H217V151L219 152H222V148L221 150H216V149H213L211 152L207 150V148ZM223 147V146H222ZM10 148V150H9ZM95 147H93L94 149ZM97 148V147H96ZM108 147H106L107 149ZM110 148L113 150L112 147H109V150L105 152H109L110 151ZM189 148V147H188ZM202 148V147H201ZM55 149V151H56ZM63 151L65 149V152H66V147H63L62 148ZM193 148H191L192 150ZM196 147L194 146V149L195 150ZM196 149V150H198ZM219 149H220V146H219ZM46 150V149H45ZM192 150V151H193ZM54 151V149L52 150ZM51 151V152H52ZM71 151V150H70ZM138 151H140L141 153L139 154ZM158 151V150H157ZM224 151V150H223ZM49 152V154L51 153ZM102 152V151H101ZM172 152V151H171ZM73 153V154H74ZM99 153V152H98ZM97 153V155H98ZM106 153V154H107ZM169 153V152H168ZM198 153V152H197ZM56 154V153H55ZM63 154V153H62ZM89 154H91L92 156H87L89 157L88 160L87 157H83V159L79 160L82 164H78V163H75L74 166H76L78 164V167L80 166H83V169H88L91 165L94 164L95 162V158L93 157V154L92 152ZM156 154V153H155ZM173 154V153H172ZM181 154V153H180ZM192 155V153H189ZM199 154V153H198ZM9 155V154H8ZM58 155V154H57ZM64 155V154H63ZM87 155V154H86ZM151 155V154H150ZM157 155V154H156ZM45 156V154H44ZM68 156V155H67ZM170 156V155H168ZM167 156V157H168ZM204 156V157H205ZM143 157V158H141ZM147 157V156H146ZM195 157V156H194ZM3 158V157H2ZM1 158V160L3 161V159ZM71 158L72 156H68V160L67 161H71ZM78 158V157H77ZM139 158L141 159V162L140 164L138 165H134L133 162L138 160L139 161ZM157 158V157H156ZM180 158V157H179ZM198 157H196V162H198L197 160L200 161L199 165H201L202 167L205 166V169H206V165H204L205 161L202 162L203 160L201 159L202 157L200 156L199 158L201 159H197ZM31 161L27 164L26 166V169H22V173H20L19 175L23 174V176H19L16 174L17 170H8L10 171V173L7 174L5 173V176H6V179H7V185L4 184V182L2 181L1 183L4 184L5 187H0V264H47V263H44V259H46L47 257L50 258V260L52 259L50 256V254L52 253H49L47 251L48 250H52L54 252H56L58 255H60L63 260L65 262H67V264H107V262H110V260L106 261L105 260V253H104V250L103 252H100L96 247L95 245L94 246H87V245H84L86 243H82L80 241V239L76 236V231L72 232L74 234H70V233H65L63 232V234L58 230L59 227L57 226L58 224H56L55 227L54 224H55V221L56 219H50V217L53 215L51 211L53 210V208L51 209V207H56L58 209L64 207L65 211H68V213L70 214L68 217L69 219H76V216L74 217V211H69V206H73L75 204V201L73 200V197H71V194H69L70 196H65L64 194H61V193H58V190H57V193L58 195L54 198V194H53V197L51 199H47L46 201H44L47 196H48V193L53 189L55 188L56 184L58 185V182H60V185L61 183H64L66 180H67V177H65L64 175L59 174V171H58V165L60 162L55 161L54 162V165L51 169H49V173H50V176L48 179H45V178H42L38 175V171L37 173L35 172L36 170V165H38L36 163V160H34L32 157L29 158ZM105 159V158H104ZM142 159L144 161H142ZM164 159V158H163ZM169 159V157H168ZM18 160H21V157H18L15 155V156H6L5 160L3 161V163H9V165L13 166V165H17V161ZM97 160H99L97 158ZM112 160V159H111ZM155 160V159H154ZM66 161V163H67ZM102 161V160H101ZM219 161V160H218ZM73 162V161H72ZM149 162V161H148ZM147 162V163H148ZM154 161H151L149 164H154L153 163ZM201 162L203 164H201ZM164 163V162H163ZM175 163V162H174ZM218 163V162H217ZM51 164V162H50ZM73 164V163H72ZM168 163H166L167 165ZM155 165V164H154ZM170 165V164H169ZM180 165V164H179ZM184 165V164H183ZM198 165V167H199ZM212 166L214 164H211ZM219 165H221V163H219ZM67 166V165H66ZM71 166V165H70ZM178 166V165H177ZM207 169H209V166L210 164H207ZM212 166H210V170H212L213 168H211ZM60 167V166H59ZM142 167V168H143ZM180 167V166H179ZM222 167V166H221ZM77 168V167H76ZM91 168V167H90ZM154 168V167H153ZM137 169V170H136ZM204 169V170H205ZM219 169V170H218ZM221 169V170H220ZM75 170V169H74ZM141 170V169H140ZM152 170V167L150 169V171ZM184 170V169H183ZM186 170V169H185ZM188 170V169H187ZM214 170V169H213ZM12 171V172H11ZM189 171V170H188ZM187 171V172H188ZM203 171V170H202ZM208 170H206L207 172ZM67 172V171H66ZM77 173V171H75ZM79 173L76 174V178L78 179V177L82 180V181H89L91 184H96V182H94L93 178L91 179H86V177L82 174V172L78 171ZM159 172H162L159 170ZM209 172V171H208ZM211 172V171H210ZM106 173V172H105ZM117 173V172H116ZM191 173H194V172H190ZM4 174V173H3ZM155 174V173H154ZM188 174V173H187ZM195 174V173H194ZM73 175V174H72ZM90 175V174H89ZM186 176V174H184ZM4 176V177H5ZM42 176V175H41ZM117 176H119L117 174ZM190 176V175H188ZM195 176V175H194ZM99 177V176H98ZM120 177V176H119ZM180 177V176H178ZM196 177V176H195ZM206 176H204L205 178ZM210 177V175H209ZM73 177H71L70 179H72ZM140 178H142L143 180H141ZM153 178V177H152ZM3 180L5 178H0V180ZM24 179V181H23ZM111 178H109L110 180ZM179 179V178H178ZM197 179V178H195ZM207 179V178H205ZM100 180V179H99ZM112 180V179H111ZM110 180V181H111ZM120 182H119V181ZM123 180V179H122ZM182 180V179H180ZM187 180V179H186ZM70 181V180H69ZM72 181V180H71ZM146 181V180H145ZM144 181V182H145ZM191 181V180H190ZM194 181V180H193ZM201 181H203V179H201ZM52 182V183H51ZM68 182V180H67ZM93 182V183H92ZM114 182L116 183V185H122L121 184V178L118 179L116 177V181L114 180ZM113 180L111 183H114ZM196 182V181H195ZM194 182V183H195ZM66 183V182H65ZM98 183V182H97ZM111 183L109 181H107L105 179L104 181V184H106V188L109 190V188L112 187ZM181 183V181H180ZM197 183V182H196ZM2 184V185H3ZM84 185V183H81ZM99 184V183H98ZM150 184V183H149ZM182 184H183V180H182ZM142 185V184H141ZM172 185V184H171ZM86 186V185H85ZM198 186V185H197ZM125 187L127 186H124V189ZM144 187V186H143ZM154 187V186H153ZM171 187V186H170ZM194 187V186H192ZM191 187V188H192ZM200 188V186H198ZM57 188V187H56ZM104 188V190L106 189ZM139 188V187H138ZM146 188V187H145ZM198 188L199 192L201 191L200 189ZM127 189V188H126ZM125 189V190H126ZM135 189V188H134ZM140 189V188H139ZM92 190V189H91ZM94 190V189H93ZM131 190V188H130ZM135 190H138V189H135ZM135 190H132V191H135ZM143 190V188H142ZM141 190V191H142ZM204 191V189H202ZM3 191V192H1ZM56 191V190H55ZM75 191V190H74ZM129 191V189H128ZM140 191V192H141ZM101 192V191H99ZM55 193V192H54ZM64 193V192H63ZM132 193H135V192H132ZM137 193V192H136ZM139 193V192H138ZM202 193V191H201ZM140 194L143 195V192H141ZM138 194L139 196H142ZM188 194V193H187ZM190 194H194V193H190ZM244 194V195H243ZM82 195V194H81ZM109 195V194H108ZM119 195V194H117ZM134 195V194H133ZM147 195V194H145ZM185 195V194H184ZM99 196V195H98ZM129 195H125L123 196V198L127 199ZM136 197L137 194H135ZM193 196V195H192ZM196 196V194H195ZM77 197V196H76ZM75 197V198H76ZM112 197V196H111ZM118 197V196H117ZM133 197V196H132ZM135 197V198H136ZM144 197V195H143ZM205 197V196H204ZM79 199V197H77ZM77 198H76V201H77ZM96 198V197H95ZM133 199L132 200H136V199ZM146 198V197H145ZM148 198V197H147ZM201 198V197H199ZM98 199V198H96ZM105 199V198H104ZM125 199V200H126ZM129 199H131L129 197ZM128 199V200H129ZM140 199V197H139ZM138 199V200H139ZM142 199V198H141ZM141 199L139 201H141ZM65 200V201H64ZM110 202H111V199H109ZM113 198H112V202H113ZM150 200V199H149ZM161 201V200H160ZM235 201L236 202V205H237V208L238 210L243 213L241 215H238L236 213H233L232 212V208H231V205H232V202ZM104 202V201H103ZM138 202V201H137ZM150 202V201H149ZM47 203H50V204H47ZM77 203V202H76ZM82 203H83V200H82ZM96 203H97V200H96ZM78 206V204H76ZM80 205V203H79ZM85 206V205H84ZM83 206V207H84ZM141 206V205H140ZM158 206V205H157ZM162 206V205H161ZM91 207H92V204H91ZM113 207V205H112ZM115 207V206H114ZM224 207V208H223ZM87 207H84V209H86ZM99 208V207H98ZM106 208V207H105ZM143 208V207H142ZM196 208V207H195ZM72 209V208H71ZM110 209V207H109ZM108 209V210H109ZM117 209V207H116ZM57 210V209H56ZM90 212L95 209H90ZM111 210V209H110ZM128 210V209H126ZM141 210V209H140ZM160 210V209H159ZM162 210V209H161ZM182 210V209H181ZM180 210V211H181ZM185 210V209H184ZM189 210V209H188ZM187 210V211H188ZM191 210V209H190ZM208 210V209H206ZM59 211V210H58ZM76 211H79V210H76ZM129 211V210H128ZM174 211V210H173ZM192 211V210H191ZM189 211V212H191ZM196 211V210H194ZM130 212V211H129ZM186 212V211H185ZM187 212V213H189ZM213 212V211H212ZM52 215H51V214ZM61 213V212H59ZM66 213V214H68ZM97 214V216H95L97 219H99L100 216H109L110 218L114 217L115 215L112 214L113 212L111 213H102L99 212L98 210L95 212ZM119 213V211H118ZM121 213V212H120ZM137 213V211H136ZM151 213V212H150ZM165 213V212H164ZM172 213V212H171ZM193 213H196V212H193ZM192 213V215H193ZM198 213V212H197ZM204 213V211L202 212ZM207 213V212H206ZM55 214V213H54ZM174 214V213H173ZM182 214H184V212H182ZM186 214V213H185ZM64 215V214H63ZM76 215V214H75ZM88 215V214H87ZM138 215V213H137ZM170 215V214H169ZM204 215V214H203ZM54 216H59L58 214L54 215ZM53 216V217H54ZM89 216V215H88ZM145 216V215H144ZM143 216V217H144ZM162 216V215H161ZM187 216V215H186ZM66 217V219L68 218ZM79 216H77L78 218ZM159 217V216H158ZM163 217V216H162ZM165 217V216H164ZM185 217V216H184ZM59 218V217H58ZM155 218V217H154ZM188 218V217H187ZM194 218V217H193ZM80 219V221L78 220ZM77 220H75V224H78L79 222H81V218L79 217ZM87 219H90L89 217ZM92 219V218H91ZM102 219V218H101ZM212 219V220H213ZM61 220V219H60ZM58 219V221L56 223H61L62 221H60ZM65 220V219H64ZM93 220V219H92ZM142 220V219H141ZM224 220V221H223ZM67 221V220H66ZM69 221V220H68ZM128 221V220H127ZM224 223H223V222ZM65 222V221H64ZM78 222V223H77ZM122 222V221H121ZM134 222V221H133ZM204 222H208L206 220L203 221ZM212 222V223H211ZM63 223V222H62ZM74 223V222H72ZM139 223V222H138ZM143 223V222H142ZM200 223L202 224V220L200 221ZM205 223V224H206ZM214 223V224H213ZM74 224V226H75ZM80 224V223H79ZM83 224V223H81ZM131 224V223H130ZM167 224V223H166ZM209 225V222L207 223ZM65 224H60V227L64 226ZM172 225V224H171ZM223 225V226H221ZM142 226V224H141ZM76 227V226H75ZM91 227V226H90ZM99 227V226H98ZM123 227V226H122ZM138 227V226H137ZM192 227V226H190ZM212 227V230L214 231L216 228V233L212 232V236H211V230H209V228L211 229ZM223 227V228H222ZM64 228V227H63ZM66 228V227H65ZM64 228V229H65ZM70 227H68L67 229H69ZM74 228V227H73ZM100 228V227H99ZM187 228V227H186ZM206 228V229H205ZM128 229V227H127ZM185 229V228H184ZM191 229V228H190ZM189 229V230H190ZM201 231H200V230ZM208 229V230H207ZM224 229V230H223ZM62 230V228H61ZM71 230V229H69ZM82 230V229H81ZM80 230V231H81ZM86 230V229H85ZM96 230V234L98 235L99 237V229H95ZM123 230V229H122ZM206 232H205V231ZM83 231V230H82ZM103 231V230H102ZM126 231V230H125ZM192 231V229H191ZM204 231V232H203ZM210 231V232H209ZM70 232V231H69ZM193 232V231H192ZM209 232V233H208ZM80 233V232H79ZM85 233V232H84ZM129 233V232H128ZM183 233V232H182ZM204 233V234H202ZM226 234L227 236H236L237 239L236 240H230L228 238H226V236L224 235H221V234ZM83 234V233H82ZM86 234V233H85ZM112 234V233H111ZM127 234V233H126ZM181 234V233H180ZM189 234V233H188ZM207 234V235H205ZM210 234V235H209ZM104 235V234H103ZM199 235V236H198ZM203 235L205 236H208L207 238H209L211 236V239H207L208 241L211 240L210 242H208V244L206 245L205 244V247L203 246L204 245V242L206 243V237L204 236L203 238ZM176 236V235H175ZM94 237V236H93ZM96 237V236H95ZM101 237V236H100ZM122 237V236H121ZM189 237L194 238L195 240H191ZM212 237H215V238H212ZM104 238V237H103ZM123 238V237H122ZM125 238V236H124ZM128 238V237H127ZM200 238V239H199ZM203 240H202V239ZM93 239V238H92ZM130 238H128L129 240ZM168 239V238H167ZM171 240H173L172 238H170ZM186 239V240H185ZM102 240V239H101ZM104 240V239H103ZM127 240V239H126ZM190 240V241H189ZM123 241V240H122ZM133 241V240H132ZM174 241V240H173ZM177 241V240H176ZM99 242V241H97ZM102 242V241H101ZM115 242V241H114ZM130 242V240H129ZM160 242V241H159ZM162 242V241H161ZM90 243V242H88ZM95 244V242H92V244ZM113 243V242H112ZM124 243V242H123ZM184 243V242H183ZM209 243H210V247H209ZM91 244V245H92ZM122 244V243H121ZM186 244V243H184ZM193 244V243H192ZM99 245V244H98ZM102 245V244H101ZM169 245V244H168ZM97 246V245H96ZM100 246V245H99ZM98 246V247H99ZM175 246V247H176ZM101 247V246H100ZM120 247V246H119ZM176 247V248H177ZM190 247V248H188ZM207 251L208 250H214V251H210L208 253H204L203 252V248ZM47 248V249H45ZM89 248H96V249H89ZM213 248V249H212ZM165 249V248H164ZM113 250V248L111 249ZM120 250V249H119ZM115 249H114V253H115ZM140 251V250H139ZM138 251V252H139ZM53 252V254H54ZM169 252H171V250H169ZM212 252V253H211ZM160 253V252H158ZM157 253V255H158ZM210 253V254H209ZM113 254V253H112ZM166 254V253H165ZM183 254V255H182ZM191 255H194V258L190 259L189 261V257H192L190 256ZM208 256V259H207V256ZM156 255V254H154ZM161 255H163V253H161ZM153 256V254H152ZM177 256V255H176ZM127 258V256L125 257ZM58 259V258H57ZM154 259V257H153ZM166 259V258H165ZM121 261V260H120ZM54 262V261H52ZM63 262V261H62ZM138 262V261H137ZM169 262V261H168ZM188 262V263H187ZM132 263V262H131ZM55 264V263H54ZM57 264V262H56ZM112 264V263H111ZM163 264V263H162Z\"/></svg>",
	"mask_w": 264,
	"mask_h": 264
},
{
	"label": "snow or ice",
	"instance_id": "3",
	"mask_svg": "<svg viewBox=\"0 0 264 264\" xmlns=\"http://www.w3.org/2000/svg\"><path fill=\"white\" fill-rule=\"evenodd\" d=\"M253 146H255V144H254ZM260 150H261V151H264V145H261V146H260ZM185 195L187 196V193H185ZM192 199H193V204H195V200H194V198H192ZM231 208H232V212H233V213H236V214H238V215L243 214V213H241V212L238 210L235 201L232 202ZM68 210H69L70 212L72 211L71 206H69V209H68ZM176 210L179 211L178 208H177ZM197 211H198V212H202L203 209H200L199 207H197ZM261 219H264V217H261ZM169 222L172 223V224L178 225V226H180V227H184V222L181 221V220H175V219H173V220H170ZM117 223H121V222H120V221H117ZM221 235L226 236V238H228V239H230V240H236V239H237L236 236H227L226 234H223V233H222ZM212 238H215V237H212ZM242 238H243L244 240H246V241H250V242H253V243H264V236H253V235H250L248 232H244Z\"/></svg>",
	"mask_w": 264,
	"mask_h": 264
}]
</instances>
